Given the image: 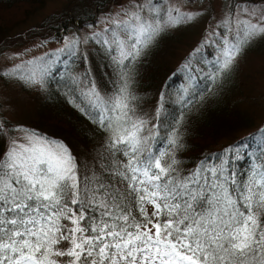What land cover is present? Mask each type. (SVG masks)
Listing matches in <instances>:
<instances>
[{"label": "snow or ice", "instance_id": "1", "mask_svg": "<svg viewBox=\"0 0 264 264\" xmlns=\"http://www.w3.org/2000/svg\"><path fill=\"white\" fill-rule=\"evenodd\" d=\"M133 16L136 25L121 27L131 37L126 45L113 30L121 63L161 30L159 19ZM257 36H264V17L239 21L217 72ZM50 71L40 65L27 78ZM85 95L95 121L113 131L112 161L100 174L81 176L63 142L35 132L0 155V264H264V129L251 138L258 151L247 141L225 151L253 158L243 177L227 158L181 175L175 158L148 148L145 122L129 116L126 83L108 98L94 87Z\"/></svg>", "mask_w": 264, "mask_h": 264}, {"label": "trees", "instance_id": "2", "mask_svg": "<svg viewBox=\"0 0 264 264\" xmlns=\"http://www.w3.org/2000/svg\"><path fill=\"white\" fill-rule=\"evenodd\" d=\"M114 1H70L53 19L50 16L39 23L38 30L42 35L51 34V41L59 42L69 30L94 26L99 12ZM221 1L227 2L229 8L238 3L264 2ZM43 2L44 0H0V36ZM37 33L32 31L28 37L31 38ZM168 40L165 34L159 33L138 56L130 58L131 62L124 60L121 63L111 53H104L106 56L102 65L93 66V79L97 89H100L96 91L102 97L108 98L116 95L126 83L127 95L130 97L129 116L132 120L145 122L142 129L146 133L141 136L147 139L148 148L153 153L157 149L166 152V160L175 158V167L181 175L194 171L206 159L210 164H219L227 158L229 166L243 177L250 169L253 158L245 156L237 160L231 153L225 157V151L241 141L252 144L253 148L250 150L258 151L251 138L264 129V120L260 124H252L248 113L239 110L242 90L234 78L236 64L233 63L229 69L220 72H217L219 65L213 64L204 76L195 73L199 66L192 69L187 67L188 73L184 75L187 80L185 90L184 79L181 78L179 70L184 62L193 58L194 48L189 50V55L181 58L162 80L159 73L164 71L166 74L170 68L163 62V55L170 44ZM250 45L251 43L249 47ZM95 48L101 49L98 46ZM245 51L241 55L245 54ZM63 59L64 56L57 57L55 60L58 66L51 68L47 76H39L35 82L39 83L40 89L34 98L37 119L35 124L32 123V127H27V132H35L63 142L75 157L81 176L91 175L93 172L100 174L113 159V131L95 121L96 113L88 109L87 96L78 90L75 78H71L62 69L60 62ZM157 66L160 67L159 70ZM39 126L48 129L49 134L40 131ZM174 132L177 134V144H171ZM4 136L0 132V155L9 150L7 145L4 149ZM224 137H228L225 139L228 141L217 145ZM217 156L220 159H215ZM104 174L107 175L106 172ZM147 211L151 214V205L147 206ZM61 246H67V242H63Z\"/></svg>", "mask_w": 264, "mask_h": 264}, {"label": "rangeland", "instance_id": "3", "mask_svg": "<svg viewBox=\"0 0 264 264\" xmlns=\"http://www.w3.org/2000/svg\"><path fill=\"white\" fill-rule=\"evenodd\" d=\"M70 1L74 0H44L40 7L0 36V132L2 136L5 135L4 149L6 145L10 149L14 143L27 144L30 134L27 127H32L37 119L34 98L40 91L39 83H35L39 75L32 82L27 78L33 69L40 65H50L51 68L58 66L55 59L64 56L60 65L71 78H75L78 90L83 95L92 87L96 90L93 66L102 65L106 56L104 53H111L120 61V48L113 42V30L126 45L131 37L121 27L126 22L132 25L138 23L133 14H138L141 20L148 23H155L159 19V33L169 38L170 44L163 55V62L170 68L166 74L164 71L159 73L162 80L194 48L193 58L184 62L179 70L185 90L187 67L192 69L199 66L195 73L206 75L209 67L222 59L221 51L226 43L233 41L238 22L251 21L255 24L264 17V2L259 1L253 4L238 3L229 8L228 3L221 0H115L99 12L94 26L69 30L61 41H51V34L42 35L38 24L50 16L53 19ZM170 15L181 19L174 24H166ZM32 31L38 33L30 38L28 35ZM250 43V47L249 44L243 47L233 62L237 66L234 78L242 90L239 110L248 113L252 124H260L264 120V36H257ZM96 46L101 49H96ZM244 50L245 54L241 55ZM39 130L49 134L44 127ZM143 133L146 132L142 129L140 134ZM227 138L224 137L217 145L225 144Z\"/></svg>", "mask_w": 264, "mask_h": 264}]
</instances>
